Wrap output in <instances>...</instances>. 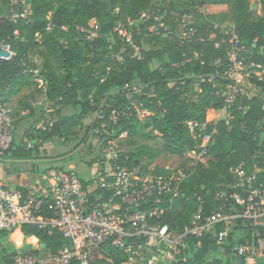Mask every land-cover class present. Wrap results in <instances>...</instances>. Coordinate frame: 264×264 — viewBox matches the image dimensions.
I'll use <instances>...</instances> for the list:
<instances>
[{"label":"trees","instance_id":"16d2710c","mask_svg":"<svg viewBox=\"0 0 264 264\" xmlns=\"http://www.w3.org/2000/svg\"><path fill=\"white\" fill-rule=\"evenodd\" d=\"M156 1L26 0L31 15L14 21L8 17L12 0H0V41L10 44L15 52L13 61L0 62V88H7L5 99L9 101L25 87H32L24 72L31 58L38 56L56 115L48 130L36 129L40 119L35 116L27 118L34 124L21 139L16 138L7 157L43 161L49 157L47 144L58 140L70 144L78 141L74 152L89 141L94 128L106 124L110 135L103 134L102 139L127 136L128 149L120 152L111 166H125L138 175H170L172 172L159 168L151 172L149 167L163 154L182 158L200 145L201 139L190 135L189 123H207L212 115L215 133L207 146V162L195 166L172 204L169 196L162 197L163 224L182 231L198 211L199 199L205 216L217 210L215 193L237 183L235 169L242 167L248 175L257 171L250 189L264 190V0L260 15L255 14L250 0H170L161 10L153 9ZM206 6H228L229 10L206 15ZM17 7L18 12L23 10L21 3ZM151 11L154 15L142 19L143 13ZM185 16L191 17V23L182 28ZM224 23L235 30L238 39L234 43L233 35L222 29ZM119 25H124L131 42L120 36ZM178 32H185L186 38ZM235 44L249 50L244 65L255 64L250 82L259 94L239 97L226 111L222 93L229 82L224 74L231 65L228 58ZM133 86L142 88L141 95L135 96L139 107L151 113L143 121L123 93ZM34 97L35 92H31L19 107H30L29 100ZM67 109L73 113L65 115ZM97 114L103 119L96 118L80 138L78 129ZM210 128L205 133H210ZM159 136L162 149L138 144L139 139L155 141ZM84 164L92 168L97 161ZM71 165L70 156L45 170H65ZM76 174L92 202H105L113 195L98 185L99 178ZM223 228L217 225L200 239L188 237L171 264H233V247L252 246L257 241L239 221L220 245L218 232ZM16 233L20 238L24 234L35 247L40 244L32 253L47 250L56 254L68 245L59 231L50 228L24 224ZM8 238L6 230L0 233V264H16L17 251ZM88 253V264H131L129 254L110 241L90 248ZM255 264H264V258Z\"/></svg>","mask_w":264,"mask_h":264},{"label":"built area","instance_id":"2783aa9c","mask_svg":"<svg viewBox=\"0 0 264 264\" xmlns=\"http://www.w3.org/2000/svg\"><path fill=\"white\" fill-rule=\"evenodd\" d=\"M19 3L23 6L20 12L17 11ZM31 13L26 0H12L8 17L16 21L20 16L28 18ZM151 15H154L153 11L145 12L142 19L146 20ZM190 23L191 17L185 16L181 27L185 28ZM119 33L131 42L127 32ZM182 33L180 37L186 38L185 32ZM229 34L233 35L231 42L234 43L238 39L235 30L232 28ZM248 53L247 48L235 44L228 58L232 67L224 74L229 84L222 94L226 111L239 97L245 95L242 93L241 83L243 80L250 82L254 74L252 68L255 64L244 65ZM14 58L12 46L0 41V62L10 63ZM118 59L121 60L120 57ZM27 66L24 73L28 75L35 92L30 107L13 106L5 99L7 88H0V168L5 164L23 167L26 163H33L7 157L14 146L16 131L22 120L33 115L40 119L36 129L48 130L56 118L55 108L48 98L49 83L43 74L41 58L32 57ZM123 93L139 118L151 115L148 110L141 109L135 100L137 94L141 95L142 88L136 92L132 88H125ZM97 118L103 119L98 114ZM213 126L208 120L204 124L189 123L190 135L201 139V144L188 152L193 157L194 164L170 175H138L125 166H111V162L118 160L120 153L116 148V140L102 139L103 134L110 135L106 124L94 128L90 132V138L93 137L94 146L102 147V155L107 163L106 175L101 174L98 185L113 192L105 202L90 200L74 167L65 170L51 168L41 172V167L36 166L37 162L34 161L33 170L28 172L29 168L26 169L27 173L22 179L0 177V233L6 230L10 235L18 228L21 229L22 225L31 224L41 229L57 230L68 241V245L56 254L47 251L44 257L39 253H32V250L17 249L15 263L88 264L89 249L110 241L113 246L123 248L129 254L131 264H171L181 254L188 237L200 239L217 225H223L224 228L218 232V241L222 245L231 232L230 225L239 221L246 224L245 227L252 231V236L257 241L252 246L233 247V259L238 261L233 264H255L258 259L264 258V190L250 189L257 171L248 175L242 167L235 169L233 174L237 183L215 193L217 210L205 216L203 201L199 199L198 211L182 231L171 230L169 225L163 224L162 197L169 196L170 204L179 198L183 182L189 178L195 166L208 156L207 146L215 133ZM208 128L211 132L205 133ZM27 142L25 138L24 143ZM28 144L30 147L31 144ZM30 178H34V184L30 182ZM109 178L112 180L109 181ZM171 209L172 205L167 210ZM129 240L131 241L128 242ZM37 247H40L39 244Z\"/></svg>","mask_w":264,"mask_h":264},{"label":"rangeland","instance_id":"374dc122","mask_svg":"<svg viewBox=\"0 0 264 264\" xmlns=\"http://www.w3.org/2000/svg\"><path fill=\"white\" fill-rule=\"evenodd\" d=\"M261 0H250L251 6L255 12V14L260 15L261 12V4H260ZM170 0H158L154 3L153 5V9H162L163 6H169ZM229 10L228 6H206L203 9V12L206 15L209 14H222V13H227ZM222 29H224L228 34L231 32L232 27L228 25V23H224L222 24ZM154 30V29H151ZM117 31H122L125 34V30H124V25H119ZM120 34V33H119ZM183 33L178 32V35H182ZM120 36L124 37V35ZM130 36V35H129ZM131 37V36H130ZM38 57V56H37ZM158 64L155 63L154 67H157ZM230 67H232L230 65ZM251 72V71H250ZM254 72V71H253ZM242 84V93L247 95V96H254L259 94V90H257L248 80H243ZM141 87L139 86H133L132 90L133 92H136L140 89ZM33 85L32 87H25L20 94H18L17 96L11 98L9 101L11 102V104L13 106H18L19 102L21 100H23V98L27 95H29L31 92H33ZM225 91V90H224ZM224 93V92H223ZM222 93V94H223ZM31 101V100H29ZM73 113L72 109H67L64 110V114L65 115H71ZM148 115H144L141 116V118H139L141 121L145 120L146 117ZM97 115H92L89 118H87L85 120L84 123V127L79 128V136L80 138H83L85 136L86 133H88V131H86L87 128H89L94 121L96 120ZM213 116L209 115L207 117V120L210 124H213L214 122L213 120ZM34 122L33 120H27L24 119L22 120L20 126L21 129L19 130V132L16 134V138L19 140L23 137V135L25 134V131L31 127ZM127 140V136L123 135L121 136L119 139L116 140V148L119 152H123L125 150L128 149V145L126 143ZM78 141H74L73 143H63V141H55L52 144H47L46 148L49 152V157L45 158L42 161H39V164H42L41 166V172H43L46 168H48L50 165H52L54 162H58L59 159H64V158H68L71 156L72 158V165L75 166V171L76 173L81 174L82 177H89V178H100L101 174L103 173L102 171V167L103 165L106 166L105 168L107 169V163L104 161V157L102 155V147L100 145H93L94 140L93 137L89 138V141L85 142L84 144H82L76 151L73 152V146L77 144ZM138 144H147L149 146H151L154 149H162L163 147V139L161 136H159L155 141H144V140H138ZM89 146H92V148H90ZM208 156H206V158L202 159V163H206L208 160ZM93 160L97 161V164L90 169H86L85 167H83V163H89ZM194 164V159L191 155H189L188 153L185 154L184 157L180 158L176 155H171V154H163L161 155L150 167L149 170L151 172H153L156 168L159 169H163L167 172H173L174 171H178L181 168H185L186 166H191ZM194 171V170H193ZM18 173H20V171H17ZM0 176H1V172H0ZM28 177H31V175H29ZM30 182L32 184L35 183L34 178H30L29 179ZM237 223L233 222L230 226H231V230L233 229L234 226H236ZM242 226H246L245 223L241 222ZM21 230V229H20ZM16 231V230H15ZM12 232L9 235V242H11L16 250H20V251H25L26 250H36V248H38L37 246H33L31 243H29L30 240L26 239L23 236H19L18 233L16 232ZM39 244V243H38ZM40 246V244H39ZM40 248V247H39ZM41 250V249H40ZM40 256L44 257L47 254V250L42 251L41 253H39ZM235 260V261H234ZM233 263H237L238 261L236 259H234ZM229 261V260H228Z\"/></svg>","mask_w":264,"mask_h":264},{"label":"crops","instance_id":"0c3cea01","mask_svg":"<svg viewBox=\"0 0 264 264\" xmlns=\"http://www.w3.org/2000/svg\"><path fill=\"white\" fill-rule=\"evenodd\" d=\"M19 105V104H18ZM28 120V119H27ZM21 124V123H20ZM21 129V126L19 125L18 126V128H17V131H16V134L19 132V130ZM24 136V135H23ZM18 140V139H17ZM90 148H91V146H89ZM39 162V161H38ZM37 162V163H38ZM43 162V161H42ZM33 164H34V161H33V163L31 164V163H26L23 167H21V166H18L17 164H14V166L13 165H11V164H5L4 166H2L1 168H0V172H1V176L0 177H4V176H10V177H13V178H19V179H22V178H24L25 177V174L27 173L26 172V169H28L29 168V170H28V172H30V171H32L33 169H32V167H33ZM42 164H40V165H38V166H40V167H42L41 166ZM69 167H74L75 168V166L74 165H71V166H69ZM83 167H85L86 169H90L89 167H88V165H85L84 163H83ZM31 168V169H30ZM93 168V167H92ZM17 171H20V173H18ZM22 232V231H21ZM23 234V233H22ZM24 235V234H23Z\"/></svg>","mask_w":264,"mask_h":264},{"label":"bare ground","instance_id":"6f19581e","mask_svg":"<svg viewBox=\"0 0 264 264\" xmlns=\"http://www.w3.org/2000/svg\"><path fill=\"white\" fill-rule=\"evenodd\" d=\"M18 229H20V228H18ZM18 229H17V230H18ZM15 232H16V231H15Z\"/></svg>","mask_w":264,"mask_h":264}]
</instances>
